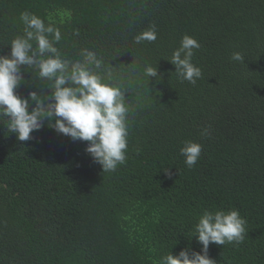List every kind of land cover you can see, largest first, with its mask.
<instances>
[{
    "label": "trees",
    "instance_id": "1",
    "mask_svg": "<svg viewBox=\"0 0 264 264\" xmlns=\"http://www.w3.org/2000/svg\"><path fill=\"white\" fill-rule=\"evenodd\" d=\"M24 11L59 28L63 58L89 49L112 66L129 108L127 159L102 172L86 141L47 123L19 141L0 119V264H162L200 252L205 210L232 209L244 241L210 243L208 256L264 264V0H0V55L24 34ZM153 25L155 41H134ZM184 35L200 44L195 85L170 63ZM21 73L19 96L47 93L38 69ZM185 141L203 146L191 168Z\"/></svg>",
    "mask_w": 264,
    "mask_h": 264
},
{
    "label": "clouds",
    "instance_id": "2",
    "mask_svg": "<svg viewBox=\"0 0 264 264\" xmlns=\"http://www.w3.org/2000/svg\"><path fill=\"white\" fill-rule=\"evenodd\" d=\"M20 20L25 26L24 34L12 39L9 54L0 55V119L7 118L8 131L19 141L31 139V133L47 123L73 141H86L85 151L101 166L102 172L116 171L127 159L129 108L125 91L112 82V66L105 68L103 59L89 49H81L79 60L63 58L55 46L61 40L59 28L51 23L46 25L29 11L22 12ZM156 38L153 25L135 36L134 41L151 42ZM199 48L195 38L184 35L180 46L173 51L170 63L181 82L186 80L195 85L202 77L201 69L192 62L193 50ZM232 59L243 62L244 57L237 52L232 54ZM21 66L35 67L42 79L51 82L47 93L32 91L27 98L19 96L16 90L23 80ZM144 72L147 78L160 79L156 67L148 66ZM32 102L35 106L29 111ZM202 148L199 143L184 142L179 151L187 167L197 163ZM195 233L193 236L202 245L200 252L181 250L176 255L169 252L162 258V264H216L208 256L209 244L242 243L246 220L235 209L205 210L195 225Z\"/></svg>",
    "mask_w": 264,
    "mask_h": 264
}]
</instances>
